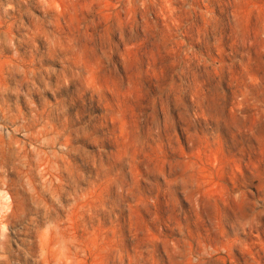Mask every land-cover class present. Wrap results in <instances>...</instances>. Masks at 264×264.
I'll list each match as a JSON object with an SVG mask.
<instances>
[{"label": "rangeland", "instance_id": "obj_1", "mask_svg": "<svg viewBox=\"0 0 264 264\" xmlns=\"http://www.w3.org/2000/svg\"><path fill=\"white\" fill-rule=\"evenodd\" d=\"M0 264H264V0H0Z\"/></svg>", "mask_w": 264, "mask_h": 264}]
</instances>
